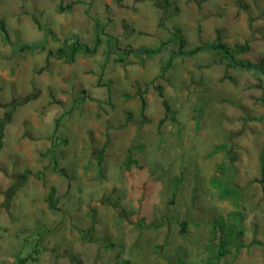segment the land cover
I'll use <instances>...</instances> for the list:
<instances>
[{"label":"rangeland","instance_id":"1","mask_svg":"<svg viewBox=\"0 0 264 264\" xmlns=\"http://www.w3.org/2000/svg\"><path fill=\"white\" fill-rule=\"evenodd\" d=\"M0 28V264H264V78L237 66L264 70V0H0Z\"/></svg>","mask_w":264,"mask_h":264},{"label":"trees","instance_id":"2","mask_svg":"<svg viewBox=\"0 0 264 264\" xmlns=\"http://www.w3.org/2000/svg\"><path fill=\"white\" fill-rule=\"evenodd\" d=\"M2 31L5 32L4 29H2ZM176 38L177 37H174V41H175L174 43H176L178 45V49L181 50L180 54H182L183 40L181 39L180 41H178L179 39H176ZM245 46H247V45H245ZM34 47H37V46H34ZM34 47L24 46V47L21 48V50L31 49V48H34ZM243 47H244V45L243 46H239V48H236V49H241ZM201 49L203 50L202 47H197L196 49L191 51V54L196 53V52L200 51ZM212 49L213 50H215V49L216 50L223 49L224 50V54H225L224 57L227 60V63L230 66H233L231 60L227 56L229 54V51H227V48L225 49L223 44L217 43L216 45H214L212 47ZM81 51H82V49H81V46H80V44L78 42H72V43L68 44L65 41V43L62 44V47L57 50L56 57H58L60 59H64V61L66 63H72L74 58H75V56H76V54L81 52ZM146 52L149 53V51H146ZM155 52L156 51H153L152 53H155ZM230 56L233 57L232 55H230ZM240 65H242L241 67L245 68V66L243 64H240ZM139 99H140V108H141V110H144L145 109V100L141 96H140ZM51 148H53V146H51ZM49 150L47 151L48 153H49ZM100 162H101V155L98 158V163H100ZM221 222H223V221L219 220L217 223H215L213 225V230H212L214 238H217V246L218 247H217V251H216V255H215V257L217 259L220 258V257H224L227 253H229V250H231L233 248L234 241L237 238L236 236H234L235 233H236V231L234 232V230L236 229V226H234L232 224L225 225L224 223H221ZM221 224H223V225H221ZM239 235H242L241 231H240ZM233 239H234V241H233ZM125 264H127V263H125ZM211 264H215V262H212Z\"/></svg>","mask_w":264,"mask_h":264},{"label":"crops","instance_id":"3","mask_svg":"<svg viewBox=\"0 0 264 264\" xmlns=\"http://www.w3.org/2000/svg\"><path fill=\"white\" fill-rule=\"evenodd\" d=\"M1 29V28H0ZM2 30V29H1ZM104 29H102V34H99V32L97 31V27H96V31L95 32H93V36H96V44H98V43H100V40H99V38H98V36H109V35H107V34H104ZM133 31V30H132ZM147 33H142V34H138V36H144V35H146ZM133 36H135V35H133ZM111 36H109V37H107V39H106V41H110L111 42V44H112V46L114 47V49H115V46H117V42L116 41H114L113 39H111L110 38ZM176 39H178V37L176 38ZM182 39V37H180L179 38V40L178 41H180ZM183 40V39H182ZM172 42H175L174 41V37H173V40L171 41V42H168V43H172ZM0 44H2V43H0ZM162 46H165L166 44H167V42H162ZM175 45L177 46V48H176V52H175V55H181L180 54V52H181V50H178V45L175 43ZM80 46H84V45H80ZM162 46H161V49H162ZM183 47H184V43H183ZM197 47H202V46H197ZM196 47V48H197ZM5 48H7V45H4V47L2 48V49H5ZM82 48V47H81ZM86 48V47H85ZM156 48V47H155ZM202 48H204L203 50H207V49H205V47H202ZM137 49H141V48H137ZM137 49H131L130 47H128V48H121L120 50H119V52H120V54H121V56H132V54H134V55H136L135 53H134V51L135 50H137ZM160 49V50H161ZM118 50V46H117V48L115 49V51H117ZM124 50H128L129 52H127V53H123V51ZM144 50V53H146V54H156V53H158L159 52V50L158 51H156V50H150V49H143ZM182 50H183V48H182ZM146 51H149V53H147ZM153 51H156L155 53H152ZM81 52H84L83 50L81 51ZM184 51H182V55H184V53H183ZM178 53V54H177ZM192 55V54H191ZM186 57H188V56H186ZM260 66V65H259ZM263 69V68H262ZM264 71V70H263ZM99 83H100V81H99Z\"/></svg>","mask_w":264,"mask_h":264},{"label":"water","instance_id":"4","mask_svg":"<svg viewBox=\"0 0 264 264\" xmlns=\"http://www.w3.org/2000/svg\"><path fill=\"white\" fill-rule=\"evenodd\" d=\"M47 33H48V31H46V32L43 33L44 37H46ZM53 39L55 40L56 38L53 37ZM73 39L77 42V37H74ZM62 41H64V40H62ZM13 47H15V46H13ZM81 47H82V49L86 50L85 46H81ZM211 48H212V47L210 46V47L207 48V49H211ZM18 49H19V48H18ZM127 52H129V51H128V50H124V51H123V53H127ZM134 53L137 54V55H140V54H143V53H144V50H143V49H137V50L134 51ZM184 55H185V56H190L191 53H184ZM233 65L236 66L235 63H233ZM245 67H246L247 69H252V70H254V71H256V72L262 73V75L264 76L263 69H262V67L259 66L258 64H247V65H245Z\"/></svg>","mask_w":264,"mask_h":264},{"label":"flooded vegetation","instance_id":"5","mask_svg":"<svg viewBox=\"0 0 264 264\" xmlns=\"http://www.w3.org/2000/svg\"><path fill=\"white\" fill-rule=\"evenodd\" d=\"M99 34H102V32L99 31ZM42 36H44V35L42 34ZM46 36H47V35H46ZM49 37H51V38L53 39L54 36L51 35V34L49 33ZM44 38H45V37H44ZM42 44H43V41H42L41 45H42ZM237 66H238V67H241L242 65H239V64H238ZM244 66H245V65H244ZM263 72H264V71H263ZM261 74H262V73H261ZM262 77L264 78L263 75H262Z\"/></svg>","mask_w":264,"mask_h":264}]
</instances>
